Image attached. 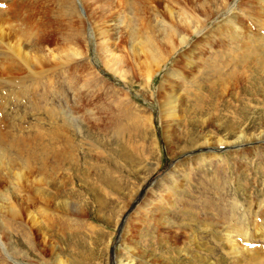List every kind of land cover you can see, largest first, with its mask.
<instances>
[{"label":"rangeland","instance_id":"1","mask_svg":"<svg viewBox=\"0 0 264 264\" xmlns=\"http://www.w3.org/2000/svg\"><path fill=\"white\" fill-rule=\"evenodd\" d=\"M125 256L264 264V0H0V264Z\"/></svg>","mask_w":264,"mask_h":264},{"label":"bare ground","instance_id":"2","mask_svg":"<svg viewBox=\"0 0 264 264\" xmlns=\"http://www.w3.org/2000/svg\"><path fill=\"white\" fill-rule=\"evenodd\" d=\"M182 41H184L185 40V38L184 37H182V39H181ZM113 64L114 65H116L117 64V62L115 61V62H113ZM174 94L172 93V94H170L169 95V100H170V103H172V102H174ZM175 101H176V99H175ZM243 136L241 135V136H239V138H242ZM208 142V141H207ZM171 173V172H170ZM260 222V221H259ZM258 224V223H257ZM258 228H259V226H258ZM257 229V228H256ZM259 230H261L260 228H259ZM135 251V250H134ZM126 260V262H124ZM261 263V262H260ZM121 264H133V260H131V259H129L127 256H125L124 258H122V260H121ZM251 264H252V262H251Z\"/></svg>","mask_w":264,"mask_h":264}]
</instances>
